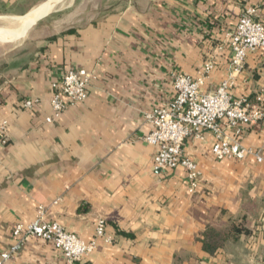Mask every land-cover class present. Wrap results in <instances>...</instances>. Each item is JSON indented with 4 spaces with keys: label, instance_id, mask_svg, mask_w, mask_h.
Wrapping results in <instances>:
<instances>
[{
    "label": "crops",
    "instance_id": "obj_1",
    "mask_svg": "<svg viewBox=\"0 0 264 264\" xmlns=\"http://www.w3.org/2000/svg\"><path fill=\"white\" fill-rule=\"evenodd\" d=\"M23 1L0 7L24 15L34 5L21 9ZM249 7L264 24V0H68L0 54V254L17 242L12 225L43 206L84 241L105 221L111 242L98 239L78 264H264V160H217L209 132L188 137L183 152L200 171L189 193L184 168L155 170L157 147L143 140L146 114L169 104L176 72L195 75L210 60L202 92L231 72L233 96L264 88V49L230 66L228 38ZM77 68L92 75L85 101L46 121L51 82ZM26 99L32 107L21 106ZM263 138L249 127L241 144L264 157ZM232 221L249 232L204 249L208 228ZM0 264L69 263L51 242L28 237Z\"/></svg>",
    "mask_w": 264,
    "mask_h": 264
},
{
    "label": "built area",
    "instance_id": "obj_2",
    "mask_svg": "<svg viewBox=\"0 0 264 264\" xmlns=\"http://www.w3.org/2000/svg\"><path fill=\"white\" fill-rule=\"evenodd\" d=\"M255 8H247L239 17L228 38L231 51L230 66L238 71L249 53L264 49V24L255 19ZM213 63L208 60L195 75L184 72L173 74V96L165 107H156L146 114L151 130L143 140L156 145L153 157L155 170L181 166L185 170L187 190L194 193L200 182V171L195 160L185 155L183 145L188 137L203 138L204 132L212 136L211 152L217 160L242 159L253 155L257 161L264 160L260 149L245 147L241 138L246 128L257 127L264 131V88H259L252 97L233 96L231 74L220 81L212 91L202 92ZM92 75L83 68L69 69L60 79L51 82V114L45 118L52 121L69 106L81 104L87 97ZM33 102L26 99L21 106L30 108ZM1 141L5 142L3 124L0 122ZM264 141V138H263ZM16 244L0 254V260L14 256L28 237L51 242L74 264L97 246L98 239L111 242L106 234V224L102 218L95 222L94 238L80 239L55 220L47 217V210L40 206L29 223L16 222L11 227Z\"/></svg>",
    "mask_w": 264,
    "mask_h": 264
},
{
    "label": "rangeland",
    "instance_id": "obj_3",
    "mask_svg": "<svg viewBox=\"0 0 264 264\" xmlns=\"http://www.w3.org/2000/svg\"><path fill=\"white\" fill-rule=\"evenodd\" d=\"M45 0H26L21 2L20 4H23L21 7H28L29 5H34L33 7L37 6L38 4H40L41 2H44ZM66 1L68 0H62L60 1L56 6L55 9L43 16H39L35 19H33L32 24L30 29L28 30V32L26 33V35L24 37H22L25 33L23 31L19 30H13V31H8V30H0V54L2 53H8L7 51L10 48H13L14 46H17L19 44H21V42H23L24 40H26L28 38V36L31 35V32L35 29H38L41 25H42V20H46V18L50 17L51 15H54L56 10L59 7H62L65 5ZM32 7V8H33ZM31 8V9H32ZM2 11H8V10H2V8L0 7V17L2 16H19V15H23V14H4L5 12ZM25 14V13H24ZM4 23V24H3ZM10 24H8L6 21L0 19V26H8ZM22 37V38H21ZM21 38V39H20Z\"/></svg>",
    "mask_w": 264,
    "mask_h": 264
},
{
    "label": "bare ground",
    "instance_id": "obj_4",
    "mask_svg": "<svg viewBox=\"0 0 264 264\" xmlns=\"http://www.w3.org/2000/svg\"><path fill=\"white\" fill-rule=\"evenodd\" d=\"M60 1H62V0H46L45 2H42V3L38 4L37 6L33 7L32 9H30L24 15L2 16V17H0V19L6 21L10 25H8V26H0V30L13 31V30H16V29L17 30L20 29L21 31H23L25 33L22 36V37H24L26 35V33L28 32V30L30 29L33 19L52 12L55 9V6ZM67 2L68 1H66V3ZM59 8H61V7H59Z\"/></svg>",
    "mask_w": 264,
    "mask_h": 264
},
{
    "label": "trees",
    "instance_id": "obj_5",
    "mask_svg": "<svg viewBox=\"0 0 264 264\" xmlns=\"http://www.w3.org/2000/svg\"><path fill=\"white\" fill-rule=\"evenodd\" d=\"M249 229L243 225L242 222H230V224L223 230L218 231L213 228H208L204 234L203 247L209 252H213L218 246L225 243L228 237H237L240 233H248ZM78 264V263H74Z\"/></svg>",
    "mask_w": 264,
    "mask_h": 264
}]
</instances>
